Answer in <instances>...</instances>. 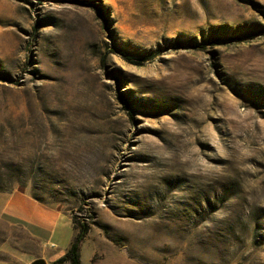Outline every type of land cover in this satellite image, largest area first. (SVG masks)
Instances as JSON below:
<instances>
[{
	"label": "rangeland",
	"instance_id": "obj_1",
	"mask_svg": "<svg viewBox=\"0 0 264 264\" xmlns=\"http://www.w3.org/2000/svg\"><path fill=\"white\" fill-rule=\"evenodd\" d=\"M14 189L89 223L82 264H264V0H0ZM36 249L0 220V264Z\"/></svg>",
	"mask_w": 264,
	"mask_h": 264
},
{
	"label": "crops",
	"instance_id": "obj_2",
	"mask_svg": "<svg viewBox=\"0 0 264 264\" xmlns=\"http://www.w3.org/2000/svg\"><path fill=\"white\" fill-rule=\"evenodd\" d=\"M0 220L36 242L37 249L29 262L39 257L51 263L66 251L75 233L70 219L57 206L40 202L21 189L0 192ZM59 240L65 248L56 252Z\"/></svg>",
	"mask_w": 264,
	"mask_h": 264
},
{
	"label": "trees",
	"instance_id": "obj_3",
	"mask_svg": "<svg viewBox=\"0 0 264 264\" xmlns=\"http://www.w3.org/2000/svg\"><path fill=\"white\" fill-rule=\"evenodd\" d=\"M92 6L95 8L98 15H100V10L96 8V5L92 4ZM196 46L204 47L203 45H196ZM126 59L134 63L141 64L144 60L149 59V57L142 58L141 60H134L130 57H126ZM32 197L40 201L33 195ZM72 223L75 233L69 247L61 256L53 260L50 264H62L64 262H68L69 264H82L80 259L81 245L90 229V226L89 223L79 221L77 220L76 217H72Z\"/></svg>",
	"mask_w": 264,
	"mask_h": 264
},
{
	"label": "bare ground",
	"instance_id": "obj_4",
	"mask_svg": "<svg viewBox=\"0 0 264 264\" xmlns=\"http://www.w3.org/2000/svg\"><path fill=\"white\" fill-rule=\"evenodd\" d=\"M67 101H69V102H71L72 100L70 99H68L67 98ZM74 102V101H73ZM37 108V107H36ZM37 115L39 116V113H38V108H37ZM31 117H32V111L31 110H29V113H28V115H27V120L29 119H31ZM36 129L35 128H33V126L31 125V126H28V128H27V132L29 133V135H28V139L27 140H36V138H38L39 136L37 135V134H35V131Z\"/></svg>",
	"mask_w": 264,
	"mask_h": 264
},
{
	"label": "water",
	"instance_id": "obj_5",
	"mask_svg": "<svg viewBox=\"0 0 264 264\" xmlns=\"http://www.w3.org/2000/svg\"><path fill=\"white\" fill-rule=\"evenodd\" d=\"M30 264H47L43 258H36Z\"/></svg>",
	"mask_w": 264,
	"mask_h": 264
}]
</instances>
